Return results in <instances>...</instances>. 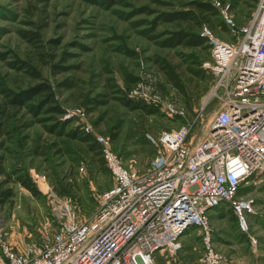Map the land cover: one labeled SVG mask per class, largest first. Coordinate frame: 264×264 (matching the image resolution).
Masks as SVG:
<instances>
[{"label": "rangeland", "instance_id": "rangeland-1", "mask_svg": "<svg viewBox=\"0 0 264 264\" xmlns=\"http://www.w3.org/2000/svg\"><path fill=\"white\" fill-rule=\"evenodd\" d=\"M110 1L106 4V1L97 0H0V110H6L5 118L0 116V159L5 172L14 174L6 183L7 178L0 175V191H11L10 197H0V239L14 248L20 249L30 239H36L40 227L52 219L53 203L57 201L52 203V195L44 194V185L51 186L58 198L67 199L78 219L91 217L97 209V196L112 185L100 156L89 152L87 145L72 141L67 145L70 153L59 152L64 151L61 139L46 129L54 123L45 120L50 119V115L34 116L27 107L17 109L6 105L11 95L35 83L27 74V67L36 69L56 89L58 82L71 83L70 89L60 87L59 92L56 90L58 102L66 110L80 114L74 117L71 127L88 126L92 135L107 138L115 133L111 148L124 165L139 174L146 172L155 155L148 137H156L163 130L192 121L199 112L203 116L193 127L194 138L204 137L207 123L220 106V100L212 94L214 76L205 66L212 61L209 49L161 48L155 40L147 38V32L143 34L150 29L149 22L155 16L146 15L141 9L144 6L158 9L156 6L148 0ZM163 1L177 5L181 0ZM198 1L210 3L217 13L211 17L214 28L204 23L201 31L206 28L217 39L233 42L235 37L220 10L228 5V14L238 29L249 22L258 0ZM165 30L174 28L160 25L155 30L161 35L157 41L168 37ZM37 32L38 42L25 37ZM156 57L179 79L189 78L191 71L211 75L212 80L206 84L195 80L199 84V95L191 109L181 94L164 81L163 69L153 61ZM55 64L67 69L54 72L57 71V68L52 69ZM126 74L138 79L129 96L142 100L150 109H155V113L129 110L120 103L122 94L108 88L110 79L119 88H125ZM157 86L163 90H155ZM84 95L103 103L88 115L78 107ZM170 104L183 109L184 116L169 118L165 105ZM93 121H97V127L92 125ZM35 146L43 147L44 152L39 154ZM36 174L44 175L46 183L36 182ZM18 175L30 181L38 194H31L16 182L14 179ZM61 182L71 183L72 192L59 195L55 186ZM247 194L255 201V213L247 215V233L239 230L237 217L228 205L224 204L210 215L214 246L227 264L237 261L238 264H254L250 260L253 258L251 238L256 240L257 247L259 245L256 253L264 255L262 182L255 180ZM194 230V236L182 239V249L176 255L156 254L154 264H202L201 236L198 229ZM236 238L241 240L238 245L231 242ZM220 243L225 249L220 248ZM262 263L260 259L258 264Z\"/></svg>", "mask_w": 264, "mask_h": 264}, {"label": "built area", "instance_id": "built-area-1", "mask_svg": "<svg viewBox=\"0 0 264 264\" xmlns=\"http://www.w3.org/2000/svg\"><path fill=\"white\" fill-rule=\"evenodd\" d=\"M227 8L220 12L233 42L206 28L200 33L212 59L205 65L215 79L212 94L220 100L204 137L195 139L193 131L202 112L148 137L155 155L139 174L124 165L109 138L95 135L112 185L97 196L94 214L78 219L69 201L44 185V194L57 201L52 219L20 249L0 239V264H154L156 254L176 255L194 228L201 236L200 262L227 264L214 246L210 215L228 205L247 233V215L255 213L247 192L255 180L264 186V0L238 29ZM165 108L171 119L185 114L171 104ZM72 116L80 114L67 111L64 118ZM83 130L90 133L88 126ZM35 180L46 183L44 175Z\"/></svg>", "mask_w": 264, "mask_h": 264}, {"label": "trees", "instance_id": "trees-1", "mask_svg": "<svg viewBox=\"0 0 264 264\" xmlns=\"http://www.w3.org/2000/svg\"><path fill=\"white\" fill-rule=\"evenodd\" d=\"M106 1V4H110V0H97V2ZM150 4H153L158 9H151L148 6H144L141 10L146 15L155 16L152 21L149 22L150 29L143 31L144 33H148L147 38L155 40V44L161 48H170L175 49L177 47H181L184 49H192V48H204L209 49V46L206 44V39L200 36V32L202 25L207 23L210 28H214L213 22L211 23V17L216 16V11L214 7L207 2H201L198 0L186 1L181 0L180 3L175 5V3H171L170 1H163V0H148ZM257 1V0H251ZM118 1H114L117 3ZM160 25H167L174 28V30H165L164 34L168 37L165 40H156L161 35L160 33H156L155 30ZM221 28L224 27L221 26ZM24 34V33H23ZM163 34V35H164ZM28 40L33 39L38 42L37 38L39 37L37 33H28L25 36ZM179 56H183L182 52H176ZM159 57L153 59L156 63V66L160 65V68L163 69V78L164 81L178 91L187 106L191 109L192 102L196 99L197 95H199V84L195 81H205L209 83L212 78L209 73L204 71H191V76L186 79H179L173 75V72L170 68L166 65L164 66L162 62L158 61ZM57 68L58 72L61 70H66L65 67H60L59 65L55 64L52 66V69ZM27 74L31 76V79L35 82L29 89L21 91L20 93H15L10 96L7 100L6 105H10L12 107H16L17 109H21L27 107V110L30 111L34 116H38L40 113H44L46 115H50V119L53 121V125L46 127L47 131L51 132L57 138L61 139V142L64 146V151L61 149L59 152L61 153H70V149L68 148V143L75 141L78 143H82L87 145L89 152H92L95 155L100 156V161L104 165L103 158L101 157V147L99 143L95 139V135L92 133H87L83 130L82 127H71L73 121H75L74 117L64 118V115L67 113L66 110L61 103L58 102V96L56 90L59 92L60 87H65L70 89L72 84L68 81L58 82L55 85L46 79L41 77V75L31 67H27ZM183 80V81H182ZM138 79L132 75L126 74L125 77V88H119L115 82L110 79L108 80V88L114 89V92H118L122 94V99H120V103L127 107L129 110H139L146 114H153L155 113V109H150L146 103L142 100L135 99L134 97H130L131 87L132 85L136 84ZM148 87H150L148 85ZM163 90L160 86L155 87V90ZM97 97H100L97 96ZM103 103L102 100L98 98H89L86 95L83 96V100L78 103V107H81L83 112L89 115L94 109L98 107L99 104ZM6 110H0V116L5 118ZM59 116V117H54ZM92 125L97 127V121H93ZM118 124L115 128H118ZM2 127L0 126V130ZM110 141H114L116 138L115 133H110L108 136ZM35 151H43V147L35 146ZM41 149V150H40ZM0 175H4L7 178L8 182L14 174H9L5 172V169L2 165V161L0 159ZM9 178V179H8ZM18 182L23 188L27 189L31 194L37 195L38 192L34 185L30 183L25 177L18 175L14 179ZM1 184V183H0ZM71 183L63 184L62 182L57 184L55 187L58 191V194L61 196H65L72 192ZM70 187V189H69ZM11 196V191L6 189L4 191H0V197L8 198ZM3 200V199H2Z\"/></svg>", "mask_w": 264, "mask_h": 264}, {"label": "crops", "instance_id": "crops-1", "mask_svg": "<svg viewBox=\"0 0 264 264\" xmlns=\"http://www.w3.org/2000/svg\"><path fill=\"white\" fill-rule=\"evenodd\" d=\"M195 231V230H194ZM193 232V231H192ZM189 233L185 238L186 239H184V240H187V238H189V237H191V236H194L193 234L194 233ZM240 239H238V238H236L234 241L232 240L231 242H234V243H236L237 245L238 244H240ZM218 245H220V248L221 249H225V248H222V246H223V244H218ZM240 246V245H239ZM228 247V246H227ZM258 247H259V245H258ZM258 247H257V245H256V243L255 244H252L251 246H250V248H251V250L252 251H250V252H252V255H253V258L251 257L250 258V260L252 261V263L254 262V264H258L259 263V260L260 259H262L263 260V263L262 264H264V255H260V253H256V251H257V249H258ZM218 249V248H217ZM242 255V254H241ZM157 256V255H156ZM157 261H158V258H157ZM175 261V260H174ZM236 264H238V261H237V263Z\"/></svg>", "mask_w": 264, "mask_h": 264}]
</instances>
